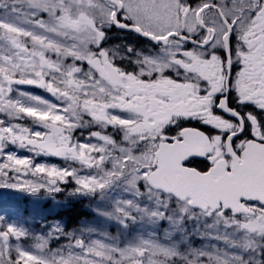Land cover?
I'll return each mask as SVG.
<instances>
[{
	"label": "snow or ice",
	"instance_id": "6c2138e0",
	"mask_svg": "<svg viewBox=\"0 0 264 264\" xmlns=\"http://www.w3.org/2000/svg\"><path fill=\"white\" fill-rule=\"evenodd\" d=\"M0 264H264V0H0Z\"/></svg>",
	"mask_w": 264,
	"mask_h": 264
},
{
	"label": "rangeland",
	"instance_id": "374dc122",
	"mask_svg": "<svg viewBox=\"0 0 264 264\" xmlns=\"http://www.w3.org/2000/svg\"><path fill=\"white\" fill-rule=\"evenodd\" d=\"M25 88H27L28 90H31V91H34V92H36L35 91V89L34 88H30L29 86H24ZM38 93H40V90H38L37 91ZM40 94H43V95H47L46 93H40ZM85 135H87V130H85ZM15 151H17V154L18 155H21V156H30V155H32L31 153H29V152H27L26 150H24V149H15ZM62 160V159H61ZM37 162L38 163H47V164H54V163H52L51 162V159H49L48 157H40V158H38L37 159ZM54 165H57V166H60V167H63V166H66L65 165V163H59V164H54ZM26 199L27 200H23L21 203H22V206L23 205H26L27 203H28V198L26 197ZM86 200V203H85V205H84V210L88 213V217H85V218H83V219H80L79 221H78V224L74 227V228H72V229H70L69 231H73V230H75L76 228H78V227H80L84 222H86V221H93V220H96V217L94 216V214H93V212L92 211H90V209H89V207H88V200L87 199H85ZM45 201H47V199H45L43 202H45ZM53 202L51 201L50 203H49V205H48V207H46V208H49L50 209V212L52 213L54 210H56V209H58V208H56L55 206H53ZM37 227H39V226H37ZM105 228V226L103 225V222L102 221H100L99 222V226H98V229H104ZM106 230L107 231H109L112 235H116L117 234V230H116V226L115 225H109L107 228H106ZM68 243V241L67 240H64V239H62V240H60V241H53L52 242V246L53 247H58L59 246V244H67ZM193 243H194V246L195 247H201V246H205V245H208L209 243H210V241H208V240H204V239H202V238H199V237H197V238H194V241H193ZM211 243H217L216 241H211ZM221 247H222V245H221Z\"/></svg>",
	"mask_w": 264,
	"mask_h": 264
},
{
	"label": "trees",
	"instance_id": "16d2710c",
	"mask_svg": "<svg viewBox=\"0 0 264 264\" xmlns=\"http://www.w3.org/2000/svg\"><path fill=\"white\" fill-rule=\"evenodd\" d=\"M62 199V197H61ZM85 199L74 202L71 207L60 208L56 212V217H61L65 220L67 229L73 228L80 219L88 217V213L84 210Z\"/></svg>",
	"mask_w": 264,
	"mask_h": 264
},
{
	"label": "flooded vegetation",
	"instance_id": "af4514ba",
	"mask_svg": "<svg viewBox=\"0 0 264 264\" xmlns=\"http://www.w3.org/2000/svg\"><path fill=\"white\" fill-rule=\"evenodd\" d=\"M110 42L113 43V44L120 43V41H119V37H117V36H113V37H112V40H111ZM35 91L37 92L38 89H35ZM191 126H196V125H195V123L193 122V124H192ZM41 157H42V156H41ZM38 158H40V157H38ZM38 158H37V159H38ZM48 158L51 159V162L54 163V164H58V161H59V159H60V158H57V157H48ZM200 166H203V165L201 164Z\"/></svg>",
	"mask_w": 264,
	"mask_h": 264
}]
</instances>
